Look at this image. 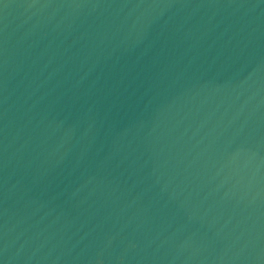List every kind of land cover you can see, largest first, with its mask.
Instances as JSON below:
<instances>
[{
	"label": "water",
	"instance_id": "obj_1",
	"mask_svg": "<svg viewBox=\"0 0 264 264\" xmlns=\"http://www.w3.org/2000/svg\"><path fill=\"white\" fill-rule=\"evenodd\" d=\"M0 264H264V0H0Z\"/></svg>",
	"mask_w": 264,
	"mask_h": 264
}]
</instances>
